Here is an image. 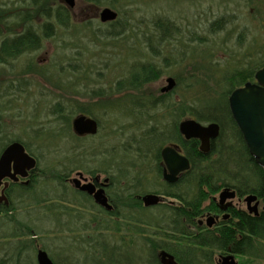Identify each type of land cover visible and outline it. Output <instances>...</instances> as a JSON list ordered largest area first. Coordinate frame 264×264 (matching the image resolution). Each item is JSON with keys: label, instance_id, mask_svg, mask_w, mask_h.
Returning <instances> with one entry per match:
<instances>
[{"label": "rangeland", "instance_id": "1", "mask_svg": "<svg viewBox=\"0 0 264 264\" xmlns=\"http://www.w3.org/2000/svg\"><path fill=\"white\" fill-rule=\"evenodd\" d=\"M58 3L59 0H44L36 8L30 7V0H0V43L5 37L24 30L19 17L28 13L32 27H41L45 22L41 15L43 8H53ZM245 6V0H120L113 10L125 24V31L121 37L111 39L102 38L101 34L109 30V24L100 23L98 14L109 6L105 2L97 6L76 0L74 8L70 9L68 28L57 29L55 37L43 41L37 51L24 54L8 64H0V143L15 138L26 141L38 158L37 168L52 175L65 173L71 179L75 173H81L86 178L109 179L117 172V160L123 156L119 145L127 133L124 128L131 121L119 108L123 107L124 101L132 97L147 99L163 95L160 90L166 85L167 78L174 79L176 84L172 100L190 102L194 92L208 98L210 92L219 89L215 82L222 68L244 66L247 61H264V26H259L261 22L256 20V16H262L264 12H250ZM219 17L231 18L232 22L220 32L209 33L210 24ZM159 19L172 21L180 34L175 36V40L155 43L158 57H154L146 46V37L157 34L152 23ZM189 39L193 41L188 42ZM70 59L80 66L81 73L70 75L68 71L59 70L60 66L66 68ZM146 61L155 64L161 75L144 85L139 93L125 92L90 99V90L104 89L109 94L111 86L125 77L132 64ZM56 103L93 106L99 122L93 141L87 139L84 144L77 143L65 136L53 138L51 142L33 139L35 129L60 127L50 115ZM91 171L94 172L93 177L88 173ZM150 178V183L144 184L149 188L151 184L157 185L154 175ZM57 184L49 177L39 179L30 197H12L15 208L19 209L13 213L16 221L12 228L15 225L27 226L34 239L33 246L26 249L25 255L36 264V252L41 249L53 263L97 264L94 260L99 258L100 250L97 251L92 242L97 239L100 243L104 241L108 248L119 246L120 236L124 237L125 233L105 235L97 230L108 217L98 213L96 207L92 208V201L82 206L73 205V219L60 212L61 206L53 212L47 211L44 204L34 206L36 201L53 197L62 189V192L70 194V185L65 184V188ZM112 192L110 189L109 196ZM218 194L214 197L216 202ZM76 199L73 195V201ZM232 203L236 209L246 211L242 201L234 199ZM65 206L70 209V203H65ZM148 210L149 218H158L157 209ZM258 210H264L261 204ZM123 240L133 241L130 251L133 257L145 259L146 252L141 247L139 236ZM3 256L1 251L0 260ZM247 259L235 258L238 264H264V261L250 262ZM215 261L216 255L214 264Z\"/></svg>", "mask_w": 264, "mask_h": 264}, {"label": "trees", "instance_id": "2", "mask_svg": "<svg viewBox=\"0 0 264 264\" xmlns=\"http://www.w3.org/2000/svg\"><path fill=\"white\" fill-rule=\"evenodd\" d=\"M43 1L30 0V7L37 8ZM85 1L97 6L105 2L113 9L115 2L119 0ZM43 9L41 15L45 17V22L41 27H32V20L28 13L19 17L18 21L24 23V30L14 37H5L1 41L0 64H8L24 54L37 51L43 41L55 37L57 29L68 28L70 19L66 8L57 4L55 8L45 6ZM231 22V18L219 17L207 30L214 34L225 29ZM152 24L157 34L146 37V46L154 57H158L154 44L175 40L180 30L172 21L163 19L153 21ZM124 27L123 21L118 18L115 22L109 23V30L107 29L101 36L117 39L125 31ZM94 38L97 39L96 36ZM75 55L79 56V53ZM70 58L73 59V57ZM72 59L66 68L60 66L59 70L68 71L70 75L81 73L80 66L73 64ZM263 67L264 61L261 60L257 63L247 61L244 66L222 68L215 82V87L219 89L210 92L211 96L208 98L200 97L198 92H194L191 94L190 102H185L184 99L175 101L171 99V92V94L166 93L155 98L132 97L123 102V107L119 108L131 118V121L124 128L127 133L123 135L125 138L121 139L123 141L119 145V151L123 156H119L120 160H117V172L109 176L107 192H110V189L113 190L108 197L114 209L110 213L97 209L98 213L108 217L107 221L97 224L99 226L97 230L103 231L105 235L125 234L124 237L120 236L119 246L110 248L104 241L100 243V240L95 239L92 243L98 248L97 251L100 250V255L98 259H93L94 262L97 264H160L158 253L161 250L171 254L178 264H214V255L228 252L248 258L250 262L264 261V210L259 212L258 217H252L248 216L244 210L230 209L231 223L214 230H205L197 225V219L204 213L218 212L214 197L225 188L234 190L239 199L254 195L264 206L263 169L249 154L228 108V97L232 91L248 81L253 83L256 71ZM160 75L161 70L150 61L132 64L125 77L111 86L109 94L104 89H96L90 90L89 96L90 99H101L107 95L125 92L137 94L144 85L157 80ZM92 108V105L75 107L71 103L69 105L56 103L51 108L50 115L60 127L49 126L35 129L33 139L51 142L53 138L65 136L70 137L71 141L74 139V142H83V144L87 139L92 140V137H76L71 129V120L80 114L96 120ZM187 118L195 119L201 124L214 122L219 125V135L209 145L210 153L207 155L199 151L197 140H185L179 133L177 125ZM96 121L99 125L98 120ZM144 125L146 126L143 127ZM12 141L20 142L25 150L38 160L37 156L33 155L30 145L20 138L0 143V152ZM169 145L177 146L190 164L189 170L181 174L174 185L164 183L161 176L163 165L160 151ZM71 158L73 161V157ZM34 172L36 175L29 187L11 186L13 188L11 198L14 195H16L15 198L26 195L30 197L39 179L49 177L59 183L57 185L60 187L63 186L64 179L69 177L65 173L52 175L38 168ZM88 173L90 177L94 176L93 171ZM151 175H154L157 185L151 184L149 188L144 184L150 183ZM64 187L66 188V185ZM149 189L152 190L148 191ZM62 190L53 197L36 201L34 206L44 204L43 207L51 212L57 211V208L61 206L63 211L69 212L70 209L65 206V203H70L65 199L68 195ZM148 192L160 195L168 201L165 203L163 200V204L154 208L159 211L158 218H149L147 214L149 210L145 209L138 200L139 196ZM73 195L77 197L76 201H73L75 206L91 203L89 197L82 193L74 191ZM91 206L95 208L92 203ZM17 210L19 209L15 208L14 203L12 207L0 209V252L4 253L0 264H34L29 256L25 255L26 249L34 243L31 229L27 226L15 225L13 228L11 226L16 221L13 219V213ZM129 236L141 238V247L146 252L145 259L131 255L133 241L123 240Z\"/></svg>", "mask_w": 264, "mask_h": 264}, {"label": "water", "instance_id": "3", "mask_svg": "<svg viewBox=\"0 0 264 264\" xmlns=\"http://www.w3.org/2000/svg\"><path fill=\"white\" fill-rule=\"evenodd\" d=\"M68 9H73L76 0H62ZM99 14V21L102 24L114 22L118 15L109 7L102 8ZM166 85L161 88V94L172 92L175 87V81L172 78L165 80ZM228 108L232 119L242 135L244 144L249 154L255 159L258 166L263 169L264 174V67L258 69L254 75V82L244 84L242 87L232 91L228 97ZM72 132L78 137L95 136L98 132V123L93 118L80 114L71 120ZM178 131L185 140H197L199 151L203 155L210 153V144L219 135V125L217 123L201 124L195 119H184L179 122ZM160 159L163 164L162 180L168 185L177 183L179 175L189 170L190 164L183 156L177 146L170 145L163 147L160 151ZM36 160L25 152V148L20 142H11L0 154V204L8 205V199L4 193L7 183L4 180L17 181L18 178H26L28 173L36 168ZM71 184L73 188L81 193L90 196L93 202L104 209L106 212L113 210V206L108 202L105 196V187L108 179L99 182V177L88 180L81 173H75ZM93 181L100 183V188L96 189ZM236 197L234 190L223 189L218 195V204L224 205L226 210L230 204L228 200ZM144 208H153L161 203V196L154 193H145L138 197ZM243 202L246 210L250 214L258 215L259 201L254 195L244 196ZM206 226L211 228L213 218L208 217ZM201 223V222H199ZM160 264H178L174 257L162 251L159 253ZM36 264H54L43 250H38L35 256ZM217 264H238L233 255L223 256L218 259Z\"/></svg>", "mask_w": 264, "mask_h": 264}, {"label": "flooded vegetation", "instance_id": "4", "mask_svg": "<svg viewBox=\"0 0 264 264\" xmlns=\"http://www.w3.org/2000/svg\"><path fill=\"white\" fill-rule=\"evenodd\" d=\"M60 1V5H62L64 8H66L61 2L62 0H59ZM245 3H246V6L249 10H251L250 12H256L257 14H260V11H263L264 12V0H245ZM69 12V19H70V10L68 8H66ZM256 20L257 22H261L259 24V26H264V14L261 16H256ZM27 152V151H26ZM28 153V152H27ZM29 154V153H28ZM30 155V154H29ZM32 156V155H31ZM35 158V157H34ZM36 162H38V160L35 158ZM35 172L34 171H31L29 172L28 176L26 178H18L17 181H12V180H4L3 183H7V187L4 191L7 199H8V205L5 206L3 203L0 204V209H5V208H9L10 206L12 207V204H13V201H12V198L10 197V195L12 194V190L13 187H16V188H27L29 187L30 185H32V182L34 180V177H35ZM70 178H67L65 179L64 181L65 182H68ZM88 180H92V179H88ZM93 183L95 184V187L96 189H99L100 188V183L96 182V181H93ZM109 185V184H108ZM109 187V186H108ZM108 187L105 188V193L107 192L108 190ZM70 197H69V200H70V211H69V215L70 217L73 219V186L70 184ZM108 197V196H107ZM89 199L92 201V198L89 197ZM237 199V198H236ZM239 201H242L240 199H238V202ZM108 202L113 206L112 202L110 201L109 197H108ZM233 201H231L230 203L229 202H226V204H230L229 207L226 209V210H223L225 204L222 206V205H219V204H216V209L218 210V212H214V213H204L200 219L197 220V225L198 227L200 228H203L205 230L209 229V230H214L216 228H221V227H224V226H227L229 223H231V213L229 212L230 209H235V205H233L232 203ZM260 205V203H259ZM113 209H114V206H113ZM262 209H264V206H262ZM104 213H110V212H106L105 210L103 211ZM247 215L248 216H252V217H258V215H253V214H250L249 212H247ZM207 217H212L213 218V225L211 228H208L206 226V218ZM202 218H204L203 220H201ZM201 222V223H199ZM228 255H233L234 258H238L239 256L236 255V254H232V253H224V254H217V261H215V264H217L218 262V259L223 257V256H228ZM215 256V255H214Z\"/></svg>", "mask_w": 264, "mask_h": 264}, {"label": "bare ground", "instance_id": "5", "mask_svg": "<svg viewBox=\"0 0 264 264\" xmlns=\"http://www.w3.org/2000/svg\"><path fill=\"white\" fill-rule=\"evenodd\" d=\"M119 1H120V0H119ZM115 3H117V2H115ZM58 4H59V3H58ZM56 6H57V4L54 5L53 8H55ZM64 6H65V5H64ZM111 9H112V8H111ZM112 10H113V9H112ZM114 11H115V10H114ZM115 12H116V11H115ZM116 13H117V12H116ZM117 15H118V13H117ZM118 18H119V17H117V19H118ZM117 19H116V20H117ZM116 20H115V21H116ZM115 21H114V22H115ZM100 23H101V22H100ZM111 23H113V22H111ZM105 24H109V23H105ZM12 36H13V35H12ZM12 36H7V37H12ZM14 36H15V35H14ZM14 36H13V37H14ZM192 41H193V40H190V39L188 40V42H192ZM261 69H262V68H261ZM259 70H260V69H259ZM256 72H257V71H256ZM241 87H242V86H241ZM239 88H240V87H239ZM187 119H190V118H187ZM73 134H74V133H73ZM74 135H75V134H74ZM75 136H76V135H75ZM76 137H78V136H76ZM84 137H86V136H84ZM79 138H83V137H79ZM12 142H14V141H12ZM16 142H18V141H16ZM10 143H11V142H10ZM25 152H26V151H25ZM26 153H27V152H26ZM0 154H1V152H0ZM27 154H28V153H27ZM28 155H29V154H28ZM29 156H30V155H29ZM31 157H33V156H31ZM33 158H34V157H33ZM28 174H29V173H28ZM182 174H183V173H182ZM180 176H181V174L179 175V177H180ZM83 177H84V176H83ZM84 178H86V177H84ZM65 179H67V178H65ZM65 179H64V180H65ZM86 179H94V178H86ZM178 179H179V178H178ZM99 180H100V177H99ZM102 181H103V180H102ZM108 183H109V179H108ZM164 183H165V182H164ZM65 184L70 185V184H71L70 179L68 180V182H65V181H64V184H63V185H65ZM175 184H176V183H175ZM71 185H72V184H71ZM107 187H108V184H107V186H106L105 188H107ZM230 190H231V189H230ZM104 191H105V189H104ZM235 193H236V192H235ZM109 195H110V193H108V192L105 193V196H106V197L109 196ZM159 196H160V195H159ZM69 197H70V195L66 196L65 198H67L66 201H69V202H70ZM161 198H162V199H161L162 202L159 203V204H163V203H164V201H163L164 199H163L162 196H161ZM236 198H237V195H236L235 199H236ZM107 199H108V197H107ZM233 200H234V199H233ZM233 200H231V201H233ZM12 201H13V200H12ZM231 201L228 200L227 202L230 203ZM66 204H69V203H66ZM92 204H93L94 207H96L98 210L103 211V209H102L101 207H99L98 205H96L93 201H92ZM12 205H13V204H12ZM158 206H159V205H158ZM156 207H157V206H156ZM154 208H155V207H153L152 209H154ZM57 211H58V210H57ZM60 212H62V214H64V216L67 215V214H69L68 211H63L62 209L60 210ZM69 216H70V215H69ZM207 218H208V217H207ZM207 218H206V219H207ZM38 250H41V249H38ZM38 250H37V251H38ZM162 251H164V250L159 251V253L162 252ZM165 252H166V251H165ZM159 253H158V256H159ZM48 257H49V256H48ZM158 258H159V257H158Z\"/></svg>", "mask_w": 264, "mask_h": 264}]
</instances>
